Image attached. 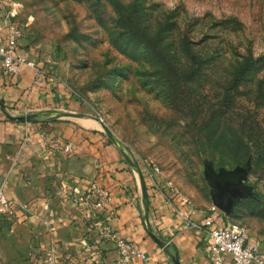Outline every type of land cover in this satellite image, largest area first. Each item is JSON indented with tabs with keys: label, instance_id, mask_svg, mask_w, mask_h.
Masks as SVG:
<instances>
[{
	"label": "rangeland",
	"instance_id": "obj_1",
	"mask_svg": "<svg viewBox=\"0 0 264 264\" xmlns=\"http://www.w3.org/2000/svg\"><path fill=\"white\" fill-rule=\"evenodd\" d=\"M0 9L32 57L192 201L211 200L206 164L250 159L253 196L230 219L264 243V160L218 144L264 135V0H1Z\"/></svg>",
	"mask_w": 264,
	"mask_h": 264
},
{
	"label": "crops",
	"instance_id": "obj_2",
	"mask_svg": "<svg viewBox=\"0 0 264 264\" xmlns=\"http://www.w3.org/2000/svg\"><path fill=\"white\" fill-rule=\"evenodd\" d=\"M9 26L0 9V43ZM24 39L16 54L35 68L6 75L0 64V190L12 204V213L0 221V264H44L51 248L60 264H115V246L101 237L96 217L145 252L144 260L132 264H212L204 222L225 227L233 224L230 216L212 199L193 200L200 228H187L176 209L187 206L179 198L169 202L154 187L142 159L107 132L56 71L32 57ZM55 142L71 143L73 151ZM158 180L165 188L168 181ZM92 182L112 198L93 220L84 204L71 201L83 198ZM258 247L264 254V243Z\"/></svg>",
	"mask_w": 264,
	"mask_h": 264
},
{
	"label": "built area",
	"instance_id": "obj_3",
	"mask_svg": "<svg viewBox=\"0 0 264 264\" xmlns=\"http://www.w3.org/2000/svg\"><path fill=\"white\" fill-rule=\"evenodd\" d=\"M22 38L23 31L15 25H10L6 39L0 43V64L6 75H17L22 66L35 68L34 61L16 54L18 42ZM96 115L100 124L107 127L104 118L99 114ZM54 145L66 153L73 151L71 143L60 144L55 142ZM142 161L146 175L154 187L158 191L163 192L169 202H172L173 198H179L181 203L187 206L188 209L185 210L176 207L177 215L182 219L185 226L189 229L200 228L193 220L194 205L192 200L173 186L171 182H167L164 188L158 180L161 174L160 168L155 164L145 162V160ZM71 201L78 205L84 204L88 218L93 220V217L98 215L106 205L112 203V198L106 188L100 186L97 182H92L83 198H71ZM11 213L12 204L3 190H0V221L4 220ZM94 219V225L99 230L101 237L115 246L118 254L115 264H132L134 259L144 260L146 258L143 250L136 246V244L126 241L113 231L107 221L98 219L97 217ZM204 227L207 229L211 240L212 264H264V254L260 251L258 243L251 242L245 227L234 223L225 227H217L214 225V220L212 219L206 220ZM43 263L60 264L59 256L54 248H51L46 254Z\"/></svg>",
	"mask_w": 264,
	"mask_h": 264
},
{
	"label": "water",
	"instance_id": "obj_4",
	"mask_svg": "<svg viewBox=\"0 0 264 264\" xmlns=\"http://www.w3.org/2000/svg\"><path fill=\"white\" fill-rule=\"evenodd\" d=\"M251 168L250 159L232 170H215L212 164H206L205 177L210 186L212 202L225 215H232L240 200L253 196L252 187L246 184Z\"/></svg>",
	"mask_w": 264,
	"mask_h": 264
},
{
	"label": "trees",
	"instance_id": "obj_5",
	"mask_svg": "<svg viewBox=\"0 0 264 264\" xmlns=\"http://www.w3.org/2000/svg\"><path fill=\"white\" fill-rule=\"evenodd\" d=\"M114 0H111V3H113ZM257 60H247L245 63V68H250ZM244 71V70H243ZM243 71H239L238 77L242 76ZM239 78L236 79L234 83V87L236 88L239 84ZM219 127L221 128V123H219ZM214 135L210 136L209 141H212V138ZM248 138L247 142L245 140ZM247 138H244L243 136H238L237 134H234L232 138H228L226 134H223L222 137L218 138V144H222L223 146H237L239 150L242 148H246L247 152L241 153V156L244 154L243 157H246L247 159L251 155L252 152H250L251 149H255L254 155L258 158L257 160H264V135H258V134H251ZM229 144H226V143ZM250 146H249V145ZM236 156L238 153H235ZM212 157H215L214 154H212ZM245 158V159H246Z\"/></svg>",
	"mask_w": 264,
	"mask_h": 264
}]
</instances>
